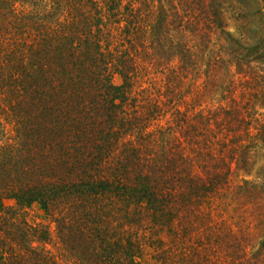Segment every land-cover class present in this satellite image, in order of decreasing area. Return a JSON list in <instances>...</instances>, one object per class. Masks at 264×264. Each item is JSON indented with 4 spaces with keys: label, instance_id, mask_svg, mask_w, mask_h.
<instances>
[{
    "label": "trees",
    "instance_id": "1",
    "mask_svg": "<svg viewBox=\"0 0 264 264\" xmlns=\"http://www.w3.org/2000/svg\"><path fill=\"white\" fill-rule=\"evenodd\" d=\"M262 107L264 0H0V264H264Z\"/></svg>",
    "mask_w": 264,
    "mask_h": 264
},
{
    "label": "rangeland",
    "instance_id": "2",
    "mask_svg": "<svg viewBox=\"0 0 264 264\" xmlns=\"http://www.w3.org/2000/svg\"><path fill=\"white\" fill-rule=\"evenodd\" d=\"M228 18L226 19V22L228 25V30H230L232 33L236 34V31L232 27L234 23L231 20H229ZM160 78H161V76L160 75L157 76V74L155 75V77H150V79L157 80V81L161 80ZM191 80H192V82H191ZM196 80H197V77H195L193 74L189 78V81L193 84L197 83ZM112 81L115 85L121 84V80H120L119 76H117V75L112 76ZM190 82L187 83V88L191 89L192 84ZM183 96H185V98L187 97L188 99H191L190 95L189 96L183 95ZM214 100H216V101L218 100L217 96L214 97ZM196 110H198L197 107L195 108V111ZM258 111L260 113L264 114V107H262L260 110L258 109ZM4 123L5 122L0 121V145H2L5 142V139L9 138V136L11 135V127L7 124H4ZM250 163H251L250 167H249L250 172H248V175H245L241 171H238L236 176H238L239 178H241L242 176L243 177L245 176V179H247V180H253L254 177L258 176L259 175V173H258L259 168L260 167L264 168V160L262 158L261 152H258V150H256V154L250 160ZM234 180H235V182H237L236 177H234ZM4 204L7 207L14 206V202L12 200H5ZM20 214H21V220H24L29 225L45 227L49 231L50 237H49V242H48V245L46 246V249L49 250V252L53 255V257L56 258V260L58 261L59 264H75L74 261L69 257V255L65 251L64 247L59 242V239L56 236L55 225L52 222V219L45 214V212L40 208V206L38 204H35V203L32 204L27 209L22 210L20 212ZM5 221H6L5 219H3V220L0 219V227L3 225V223ZM134 231H136V230H134ZM201 239H204L203 236L201 237ZM164 240L166 242H169L168 237L165 238ZM197 242H198L197 236H194V235L190 239L187 237L183 240L181 239V243L186 244V246L188 245L187 249H189V246H191V248H192L191 250L186 251V252H190V253L188 256L187 263H184V264H197L196 263L197 258L192 254V250H194V248L197 249V247L195 246L197 244ZM145 255L147 258V260H146L147 264H170L172 261V259L170 257L165 258V259H164V257H161V259H159L157 256L158 254H156L153 249L146 248L145 249ZM205 264H207V263H205Z\"/></svg>",
    "mask_w": 264,
    "mask_h": 264
}]
</instances>
